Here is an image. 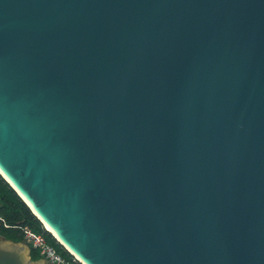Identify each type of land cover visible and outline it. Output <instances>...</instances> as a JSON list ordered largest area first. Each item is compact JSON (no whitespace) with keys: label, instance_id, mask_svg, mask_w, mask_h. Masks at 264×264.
<instances>
[{"label":"water","instance_id":"1","mask_svg":"<svg viewBox=\"0 0 264 264\" xmlns=\"http://www.w3.org/2000/svg\"><path fill=\"white\" fill-rule=\"evenodd\" d=\"M0 169L87 264H264V0H0Z\"/></svg>","mask_w":264,"mask_h":264},{"label":"trees","instance_id":"2","mask_svg":"<svg viewBox=\"0 0 264 264\" xmlns=\"http://www.w3.org/2000/svg\"><path fill=\"white\" fill-rule=\"evenodd\" d=\"M0 215L4 221H0V234L5 238L22 241L28 244L31 259L43 257L37 248L28 243L23 236L24 227H32L34 230L42 231L47 240L55 245L62 253L68 254L65 247L59 243L55 237L42 226L41 221L33 214L29 206L9 185V183L0 174ZM9 225H5V223ZM70 264H82L80 261H72Z\"/></svg>","mask_w":264,"mask_h":264},{"label":"built area","instance_id":"3","mask_svg":"<svg viewBox=\"0 0 264 264\" xmlns=\"http://www.w3.org/2000/svg\"><path fill=\"white\" fill-rule=\"evenodd\" d=\"M0 221H4L2 215H0ZM5 225H9L8 223L4 222ZM43 228L46 230L47 228L42 223ZM23 236L24 239L30 243L33 247L37 248L39 253L45 257L50 256L60 261V264H70L72 261H76L79 259L67 248L68 254L62 253L59 251L55 245L49 242L42 231L34 230L32 227H24L23 228Z\"/></svg>","mask_w":264,"mask_h":264},{"label":"bare ground","instance_id":"4","mask_svg":"<svg viewBox=\"0 0 264 264\" xmlns=\"http://www.w3.org/2000/svg\"><path fill=\"white\" fill-rule=\"evenodd\" d=\"M0 171H1V169H0ZM2 172V171H1ZM2 174L6 177V179H8V177L2 172ZM8 181H10L9 179H8ZM10 183L13 185V187H15L14 186V184L10 181ZM15 189L20 193V195L25 199V201L31 206V208H32V210L37 214V215H39V217L41 218V220L43 221V223H44V225H45V227L47 228V229H49L50 230V232L55 236V237H57V239L60 241V242H62L75 256H76V258H78V259H80L83 263H85V264H87L64 240H62L54 231H53V229L46 223V221L40 216V214L33 208V206L27 201V199L21 194V192L15 187Z\"/></svg>","mask_w":264,"mask_h":264},{"label":"rangeland","instance_id":"5","mask_svg":"<svg viewBox=\"0 0 264 264\" xmlns=\"http://www.w3.org/2000/svg\"><path fill=\"white\" fill-rule=\"evenodd\" d=\"M21 243H22V244H25V245H28L27 243H25V242H22V241H21ZM26 247H27V246H26ZM67 250H68V249H67ZM68 251H69V250H68ZM41 258H43V257H41Z\"/></svg>","mask_w":264,"mask_h":264}]
</instances>
